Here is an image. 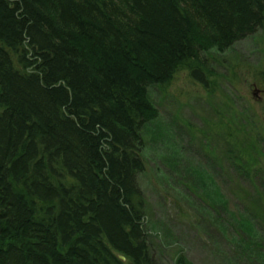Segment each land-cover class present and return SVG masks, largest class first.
I'll list each match as a JSON object with an SVG mask.
<instances>
[{"label":"trees","instance_id":"1","mask_svg":"<svg viewBox=\"0 0 264 264\" xmlns=\"http://www.w3.org/2000/svg\"><path fill=\"white\" fill-rule=\"evenodd\" d=\"M195 21L227 47L264 0H0V264H156L137 134L148 89L204 83Z\"/></svg>","mask_w":264,"mask_h":264},{"label":"rangeland","instance_id":"2","mask_svg":"<svg viewBox=\"0 0 264 264\" xmlns=\"http://www.w3.org/2000/svg\"><path fill=\"white\" fill-rule=\"evenodd\" d=\"M192 25L204 83L148 89L137 134L147 247L156 264H264V28L226 47Z\"/></svg>","mask_w":264,"mask_h":264},{"label":"flooded vegetation","instance_id":"3","mask_svg":"<svg viewBox=\"0 0 264 264\" xmlns=\"http://www.w3.org/2000/svg\"><path fill=\"white\" fill-rule=\"evenodd\" d=\"M253 88H254V96H261L262 94H264V88L262 86H259L257 83H255L253 85Z\"/></svg>","mask_w":264,"mask_h":264},{"label":"water","instance_id":"4","mask_svg":"<svg viewBox=\"0 0 264 264\" xmlns=\"http://www.w3.org/2000/svg\"><path fill=\"white\" fill-rule=\"evenodd\" d=\"M122 260H125V258H123V257H120Z\"/></svg>","mask_w":264,"mask_h":264},{"label":"bare ground","instance_id":"5","mask_svg":"<svg viewBox=\"0 0 264 264\" xmlns=\"http://www.w3.org/2000/svg\"><path fill=\"white\" fill-rule=\"evenodd\" d=\"M141 149H142V145H141Z\"/></svg>","mask_w":264,"mask_h":264}]
</instances>
